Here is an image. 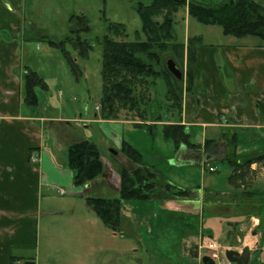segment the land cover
I'll list each match as a JSON object with an SVG mask.
<instances>
[{"label":"crops","instance_id":"crops-1","mask_svg":"<svg viewBox=\"0 0 264 264\" xmlns=\"http://www.w3.org/2000/svg\"><path fill=\"white\" fill-rule=\"evenodd\" d=\"M20 6L21 0H0V264H16V261L20 264H83L80 249L95 251L93 239L97 238L98 231L107 228L97 223L94 212L92 215L67 205L70 198L67 201L63 199L61 203L53 190L62 189L65 192L68 187L74 195L77 193L85 199L89 190L98 183L105 191L109 188L113 193L119 192L121 170L135 168L122 155L121 144L125 141L137 149L131 141L125 140L124 125L138 127L146 136L151 131L154 134L158 129L162 131L165 125L181 126L188 142L179 146L172 143L166 150L168 163L180 167L181 171L200 167L210 174L215 173L217 168L213 162L226 161L232 143L238 165L245 155L264 152L256 148L258 135L264 137L261 134L264 130V39L225 35L220 27L212 25H205L202 31L195 29L190 32L188 29L181 42L184 52L188 38L198 37L200 41L193 47L194 62L190 75L187 74L184 58L183 77L179 83L180 105L177 107L173 100L165 96L167 110L164 115L155 110L149 115L150 112L145 109L148 116L145 112L136 118L126 116L106 120L99 118L95 108L97 104L94 118L76 117L69 113L42 116L34 112L36 106H29L24 100V76L27 70H33L24 63L35 59V71H39L44 69L46 59L55 55L47 45L49 49L42 48L40 59L32 57L27 43L35 36L23 33ZM184 14L186 19V9ZM187 24L189 28V21ZM146 97L145 105L149 106L153 99ZM78 123L83 124L84 129L97 124L108 151L116 157L112 159L114 164L101 155L106 171L103 169L85 187L73 186L67 156L60 166L54 159L59 148L66 149L67 155L69 144L81 139L73 135L75 132L80 134ZM238 129L247 132L253 129L248 134L254 144L240 148ZM163 139L167 140L164 136ZM32 157L35 159L32 160ZM141 163L158 178H163L165 183L179 188L176 183H183L161 176L154 164L145 162L143 155ZM245 166L242 170L240 166L237 170L232 168L228 184L220 190L212 189L213 194H208L207 201L202 192L205 187L200 186L189 190V198L159 200L163 214L158 212V215L176 213V216L186 220L195 216L199 218L197 233L188 231L181 236L182 254L196 259V264H202V253L198 247L200 237H211L205 234L208 230L204 228L206 222L203 221L210 216L239 218L219 226V236L231 237L230 242L222 247L241 250L243 245H247L250 262L257 258L253 264L264 263V202L257 197L259 193L252 191L256 173L264 178V160ZM212 167L214 170L210 171ZM205 180L202 177L201 183ZM215 182L209 178V183ZM152 204L156 206V203ZM122 214L132 227L127 232L137 245L144 247L152 234L139 233L140 221L145 220L143 212L136 216L124 206ZM157 219L153 218L155 236L159 231ZM109 232L110 238L117 237L116 232ZM250 240L251 245L247 243ZM105 247L111 250V244ZM132 249L135 252L140 250L135 245ZM26 254L30 261L21 258ZM161 264L178 263L170 259Z\"/></svg>","mask_w":264,"mask_h":264},{"label":"rangeland","instance_id":"rangeland-1","mask_svg":"<svg viewBox=\"0 0 264 264\" xmlns=\"http://www.w3.org/2000/svg\"><path fill=\"white\" fill-rule=\"evenodd\" d=\"M150 1L151 0H21L20 16L21 21H24L23 33L26 36H35L33 40L27 43L32 57L35 56V58L40 59L42 48L49 49L48 43L41 38L43 35H46L48 39L60 41L69 34L74 39L77 40L78 38L79 41L89 46V48L88 46L86 48V54L83 55L80 52V48L77 47L75 43H65L64 50L68 53V59H66L59 50L50 47V50L52 49L51 51H53L55 56L51 55L47 58L44 69L36 71L47 84V89L45 90L39 87L35 89L38 106L34 107V112L42 116L49 114L67 115L69 113L76 117L80 115L81 117L87 116L94 118L93 115L97 111L99 118L103 119L101 115L102 106L100 105L102 92V40L105 35L109 34L108 26L110 23H120L125 27L126 36L112 35L116 41L132 42L135 40H145V36L141 29V21L135 8L139 2L149 4ZM198 1L217 2L219 0ZM254 1L264 8V0ZM184 11L185 8H180L174 15L173 22L176 41L180 43L184 41L185 33L188 29L190 32H193L195 29L200 31L205 29V25L197 22L194 18L187 16L185 19ZM72 15L82 16L85 21H77L78 23L76 24L80 27L75 33L69 32L71 27L70 17ZM158 19L161 20L160 17ZM187 21H189V28ZM83 24L87 27L85 30L82 29ZM167 58H171V56L164 54L163 60ZM36 63L34 59L30 61V63L25 62L24 64L30 66V68L35 71V68H37ZM175 63L179 68H182L184 66V59L182 63H179L178 59L175 60ZM73 64L76 65V72L72 70ZM160 67L161 63L154 68L158 69ZM152 77L153 76H145L143 79L137 80L134 84V95L136 98L140 99L138 110L126 108L124 107L125 104L123 105L122 103H114L113 108L115 110L114 112H116L115 119H121L126 116L132 118H136V116L140 117L142 114H145V109H148L150 112L149 115L154 114V110L156 113L165 114L167 110L165 77H157L155 79ZM146 96L153 99L149 106L145 105ZM97 104H99V108L95 111L94 107ZM146 115L148 116V112H146ZM138 129V127L124 125L125 140L131 141V143L140 150L145 162L154 164L161 176L172 178L177 182H183L176 183L180 185L181 189L191 190V188L196 189V186L205 187L202 192L206 197L205 201H207L208 194H213L212 189L220 190L228 184V177L232 172V167L227 161L222 160L213 162L217 171L212 174L207 172L205 168L201 170L200 167H191L185 171H181L179 170L180 167L171 166L166 160V150L171 147L173 142L170 139L166 141L163 139V131H161V129H158L155 134L153 131L148 132L147 136ZM77 130L80 134H76L75 132L73 135L76 138L80 136V140H88L96 143L100 155H103L106 160L112 161V159L114 160V158H116L108 151L106 142L97 124H91L87 129H84L83 124L78 123ZM251 131H253V129L248 130L249 133ZM261 131V134H264V130ZM236 132L240 138V148L254 144L250 141V136L247 131L238 129ZM101 137L102 139H100ZM256 143L258 145L256 148L263 151L264 137L262 138L258 135ZM113 147H115V145ZM113 147L112 149L116 150ZM251 154L253 153H250V155ZM256 154H258V152ZM66 156V149L62 150L59 148L54 157L58 166L64 163ZM248 156L249 154L245 155V159ZM263 160L264 159L258 160L257 162ZM112 162L115 164V161ZM245 167L244 164L240 165L241 170L245 169ZM204 169L206 172H204ZM105 171L104 169V172ZM201 171L204 172V175ZM255 176L256 179L254 183H252V191L259 193L257 197L260 201L264 202V178H261L258 173H256ZM202 177L206 178L205 183H201ZM209 178H213L216 182L209 183ZM96 184V186L89 190L87 196L104 198L119 197V192L113 193L109 188L108 191H105L103 187H101V184ZM182 186L184 188H182ZM64 190L65 192L63 194H60L58 190H53L56 197L60 198L61 203L63 199L67 201V199L70 198L67 205L73 206L76 210L81 212H88L94 215L93 211L85 203L84 198L80 195H76L77 193L74 195L68 187ZM147 201L148 200L132 199L124 202V206L127 207L128 211H131L132 214L135 213L137 216L139 213L142 214L143 212L142 216L145 217V220L140 221L141 224L138 227L140 228L139 233L140 235L148 234L149 236L152 234L150 236L151 239L147 241L146 245L144 244V247L137 245L133 237H131L127 231L122 234L117 233L116 238H110L109 230L104 228L106 230L98 231L97 238L93 239L95 251L91 249V252H87L85 248L80 249L79 256L82 258L83 264H125L126 261H128L127 264H161L170 259H174L178 264H182V262L196 264V259L189 256L185 257L182 254L183 243L181 242V236L188 231L197 233L198 224L200 222L199 218L195 216L192 219L188 218V220H186L184 217L179 215L176 216V213H168L161 216L158 215V212L162 213V208L160 206L161 202L159 200H154V202L150 200V202ZM152 203H156V206ZM260 210L262 212V208ZM153 212L155 214H153ZM95 217L94 219L97 220V223L102 225L98 216ZM155 217L158 218L156 223L160 226H158L159 231L157 230V236L153 234V218ZM159 218L165 219L160 220ZM166 218L168 219L166 220ZM234 220H239V218L229 219L228 217L223 218V216L205 217V220H203L204 223L206 222L204 228L208 230L205 234L211 236V238L219 242L221 246H223V244H228L231 237L219 236L218 229L219 226L225 225L227 221ZM232 223L234 224L235 222ZM247 243L251 245L252 242L250 240ZM109 244H111V248L109 247L111 250L105 247V245L109 246ZM133 245L139 247L140 250L135 252L132 249ZM200 252L204 254L207 253V250L202 249ZM21 258L30 261L28 254Z\"/></svg>","mask_w":264,"mask_h":264},{"label":"trees","instance_id":"trees-1","mask_svg":"<svg viewBox=\"0 0 264 264\" xmlns=\"http://www.w3.org/2000/svg\"><path fill=\"white\" fill-rule=\"evenodd\" d=\"M180 8H185L187 16L194 18L201 24L219 26L225 35L238 38L252 36L264 39V8L254 0H219L217 2L151 0L149 4L139 2L135 9L141 21L145 40L132 42L114 40L112 35L126 36L125 27L120 23H110L108 26L109 34L105 35L102 40L100 105L102 106L101 115L103 119H115L116 112L113 108L115 102L125 104L124 107L131 110H138L140 99L134 95V84L145 76H153L154 79L165 77L167 98L173 100L177 107L180 105L181 85L166 70L165 60H163L164 54L171 56L174 61L178 59L179 63H182L185 58L187 74L190 75L194 62L193 47L200 41L198 37L188 38L185 52L184 45L176 41L173 22L174 15ZM159 17L161 20L158 19ZM83 19L82 16L72 15L69 32L78 31L80 26L76 23H78L77 21H84ZM86 28L83 24L82 29L85 30ZM41 38L50 47L59 50L66 59H68V53L64 50V45L67 42L75 43L80 48L81 54L85 55L87 52L88 45L79 41L78 38L77 40L74 39L69 34L60 41L48 39L46 35L41 36ZM159 63H161V67L154 68ZM75 67L76 65L73 64L72 70L74 72H76ZM37 87L46 90L47 84L36 71L27 70L24 76V100L29 106H37L38 104L35 93ZM162 131L164 138L170 139L177 146L188 142L187 135L179 125H165ZM229 148L230 151L225 159L234 170L241 164L249 165L264 159V152L249 155L238 165L234 143L230 144ZM120 151L135 165V168L121 170L119 197H85L87 206L98 216L107 229L116 233H124L132 228L122 214L125 201L132 199L172 200L191 196L189 190L164 183L163 178H158L149 167L141 163V153L129 143L123 141ZM67 166L72 171V184L75 187L87 186L104 169L98 146L88 140H79L69 144ZM256 260L257 258L253 259L250 264Z\"/></svg>","mask_w":264,"mask_h":264},{"label":"water","instance_id":"water-1","mask_svg":"<svg viewBox=\"0 0 264 264\" xmlns=\"http://www.w3.org/2000/svg\"><path fill=\"white\" fill-rule=\"evenodd\" d=\"M167 71L177 80L182 79V71L177 67L172 58L165 61ZM225 257L230 263L234 264H248L250 261V250L248 247H243L241 251L226 249ZM202 264H214V261L207 255L201 257Z\"/></svg>","mask_w":264,"mask_h":264},{"label":"built area","instance_id":"built-area-1","mask_svg":"<svg viewBox=\"0 0 264 264\" xmlns=\"http://www.w3.org/2000/svg\"><path fill=\"white\" fill-rule=\"evenodd\" d=\"M210 170L212 171L213 169L210 168ZM59 193L62 194L63 190H60ZM199 248L206 249L207 250L206 254L214 260L215 264H230L224 259V257H222L223 250L221 246L211 238L201 237L199 241Z\"/></svg>","mask_w":264,"mask_h":264}]
</instances>
